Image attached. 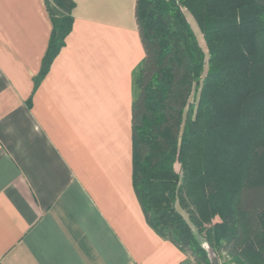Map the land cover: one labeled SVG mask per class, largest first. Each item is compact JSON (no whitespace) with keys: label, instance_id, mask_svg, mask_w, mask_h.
I'll return each instance as SVG.
<instances>
[{"label":"crops","instance_id":"crops-1","mask_svg":"<svg viewBox=\"0 0 264 264\" xmlns=\"http://www.w3.org/2000/svg\"><path fill=\"white\" fill-rule=\"evenodd\" d=\"M35 88L45 0H0V263L195 264L147 222L133 184L136 0H74Z\"/></svg>","mask_w":264,"mask_h":264},{"label":"trees","instance_id":"trees-1","mask_svg":"<svg viewBox=\"0 0 264 264\" xmlns=\"http://www.w3.org/2000/svg\"><path fill=\"white\" fill-rule=\"evenodd\" d=\"M45 3L35 88L74 23V0ZM135 15L145 55L133 72V184L147 222L195 264H214L204 242L264 264V0H136Z\"/></svg>","mask_w":264,"mask_h":264},{"label":"rangeland","instance_id":"rangeland-1","mask_svg":"<svg viewBox=\"0 0 264 264\" xmlns=\"http://www.w3.org/2000/svg\"><path fill=\"white\" fill-rule=\"evenodd\" d=\"M188 19H189V21L191 22V24H192V27H193V29H194V31L196 32V34H197V37H198V39H199V42H200V44L202 45V47L206 50L207 48H206V42H205V39H204V36H203V34H202V32H201V30H200V28H199V26H198V24H197V22L195 21V19L193 18V16L191 15V14H189V12H188ZM176 169L177 170H180V165H179V163H176ZM180 208V207H179ZM181 209V208H180ZM181 211H183V213L186 215V216H188V214H187V212L185 211V210H183V209H181ZM220 220V217L217 215L215 218H214V221H219ZM206 224H209V223H206ZM263 241H264V239H263ZM204 245L207 247V249L208 250H212L213 251V253H214V255L216 256V259H217V264H238V263H236V262H233V261H231V256L229 255V254H227V252H225V251H214L210 246H209V244L207 243V242H204Z\"/></svg>","mask_w":264,"mask_h":264},{"label":"water","instance_id":"water-1","mask_svg":"<svg viewBox=\"0 0 264 264\" xmlns=\"http://www.w3.org/2000/svg\"><path fill=\"white\" fill-rule=\"evenodd\" d=\"M209 256H210V259L211 261L214 263V264H217V259H216V256L214 255L213 251L210 249L209 250Z\"/></svg>","mask_w":264,"mask_h":264}]
</instances>
